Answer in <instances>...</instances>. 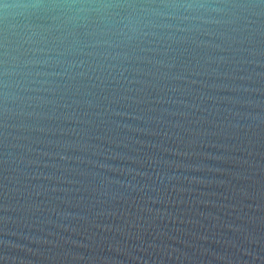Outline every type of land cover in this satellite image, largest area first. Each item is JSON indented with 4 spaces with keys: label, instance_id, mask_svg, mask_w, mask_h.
<instances>
[{
    "label": "water",
    "instance_id": "water-1",
    "mask_svg": "<svg viewBox=\"0 0 264 264\" xmlns=\"http://www.w3.org/2000/svg\"><path fill=\"white\" fill-rule=\"evenodd\" d=\"M210 55L84 57L0 117V264H264V51Z\"/></svg>",
    "mask_w": 264,
    "mask_h": 264
},
{
    "label": "clouds",
    "instance_id": "clouds-1",
    "mask_svg": "<svg viewBox=\"0 0 264 264\" xmlns=\"http://www.w3.org/2000/svg\"><path fill=\"white\" fill-rule=\"evenodd\" d=\"M251 47L264 51V0H0L3 127L31 115L36 94L48 91L62 69L91 68L84 57L97 68L102 60L115 61L112 68L187 63L191 70L174 77L184 78L202 75L211 52L245 63Z\"/></svg>",
    "mask_w": 264,
    "mask_h": 264
}]
</instances>
